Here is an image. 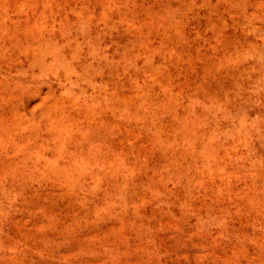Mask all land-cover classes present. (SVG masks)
<instances>
[{
    "label": "rangeland",
    "instance_id": "obj_1",
    "mask_svg": "<svg viewBox=\"0 0 264 264\" xmlns=\"http://www.w3.org/2000/svg\"><path fill=\"white\" fill-rule=\"evenodd\" d=\"M0 264H264V0H0Z\"/></svg>",
    "mask_w": 264,
    "mask_h": 264
}]
</instances>
